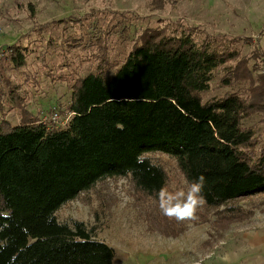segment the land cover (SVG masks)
<instances>
[{
    "label": "trees",
    "instance_id": "obj_1",
    "mask_svg": "<svg viewBox=\"0 0 264 264\" xmlns=\"http://www.w3.org/2000/svg\"><path fill=\"white\" fill-rule=\"evenodd\" d=\"M170 26L145 28L120 62L104 52L92 72L59 75L70 90L64 127L25 111L16 125L0 121V264H113L114 249L95 239L94 227L61 223L56 213L105 179L128 177L157 200L167 175L149 154L171 158L188 183L205 177L212 224L235 220L229 202L264 193V143L246 126L264 118V75L254 79L232 48L236 39ZM67 42L78 44L77 36ZM25 51L11 45L0 58V110L21 111L13 78L26 68ZM220 72L228 91L204 100ZM208 220L205 213L192 222ZM169 226L167 237L185 231Z\"/></svg>",
    "mask_w": 264,
    "mask_h": 264
},
{
    "label": "rangeland",
    "instance_id": "obj_2",
    "mask_svg": "<svg viewBox=\"0 0 264 264\" xmlns=\"http://www.w3.org/2000/svg\"><path fill=\"white\" fill-rule=\"evenodd\" d=\"M165 24L172 31L187 28L227 42L236 39L232 48L248 62L254 79L264 75V0H0V53L18 44L27 57L23 73L13 78L22 97L21 111L4 108L0 121L16 125L22 111L42 120L52 110L59 112L61 121L68 120L70 90L59 75L92 72L104 52L109 61L120 62L145 28ZM74 35L78 44L69 42L74 44L69 48L67 41ZM222 74L204 100L228 91L220 87ZM261 117L251 118L246 126L255 125L256 136L264 143ZM148 157L164 169L169 191L187 189L189 183L175 161L163 154ZM228 205L233 222L210 223L216 211L203 205L197 214L206 213L209 222L175 223L162 214L157 200L138 191L127 177L97 182L63 205L56 217L61 223L76 220L94 227L95 239L114 249L113 264H225V256L228 264H244L245 238L264 232V193ZM165 225L185 231L177 238L167 237Z\"/></svg>",
    "mask_w": 264,
    "mask_h": 264
},
{
    "label": "clouds",
    "instance_id": "obj_3",
    "mask_svg": "<svg viewBox=\"0 0 264 264\" xmlns=\"http://www.w3.org/2000/svg\"><path fill=\"white\" fill-rule=\"evenodd\" d=\"M206 180L203 175L189 183L187 189H178L169 191L166 186L161 187L156 193L159 209L162 214L177 222L192 221L197 219V211L205 203V197L202 194ZM225 264H228L229 258L222 257Z\"/></svg>",
    "mask_w": 264,
    "mask_h": 264
},
{
    "label": "crops",
    "instance_id": "obj_4",
    "mask_svg": "<svg viewBox=\"0 0 264 264\" xmlns=\"http://www.w3.org/2000/svg\"><path fill=\"white\" fill-rule=\"evenodd\" d=\"M243 253L244 264H264L263 231H259V233L249 235L245 238Z\"/></svg>",
    "mask_w": 264,
    "mask_h": 264
},
{
    "label": "built area",
    "instance_id": "obj_5",
    "mask_svg": "<svg viewBox=\"0 0 264 264\" xmlns=\"http://www.w3.org/2000/svg\"><path fill=\"white\" fill-rule=\"evenodd\" d=\"M3 53H0V58L2 57ZM43 123H49L51 125H59L60 127H64L67 123V120L61 121L59 112L56 110H52L48 118L42 119Z\"/></svg>",
    "mask_w": 264,
    "mask_h": 264
}]
</instances>
